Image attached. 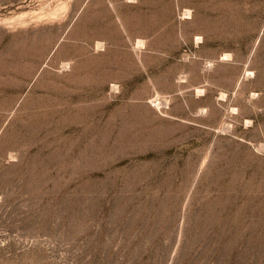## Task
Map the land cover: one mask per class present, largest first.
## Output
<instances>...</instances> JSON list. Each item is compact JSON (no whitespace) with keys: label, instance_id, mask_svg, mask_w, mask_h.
Listing matches in <instances>:
<instances>
[{"label":"rangeland","instance_id":"374dc122","mask_svg":"<svg viewBox=\"0 0 264 264\" xmlns=\"http://www.w3.org/2000/svg\"><path fill=\"white\" fill-rule=\"evenodd\" d=\"M0 264H264V0H0Z\"/></svg>","mask_w":264,"mask_h":264}]
</instances>
